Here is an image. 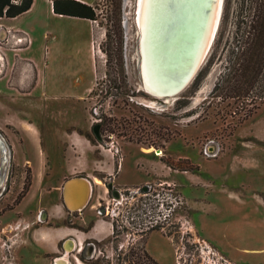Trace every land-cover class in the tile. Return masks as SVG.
<instances>
[{
	"label": "rangeland",
	"instance_id": "obj_1",
	"mask_svg": "<svg viewBox=\"0 0 264 264\" xmlns=\"http://www.w3.org/2000/svg\"><path fill=\"white\" fill-rule=\"evenodd\" d=\"M115 2L117 6L110 0L92 2L97 15L91 22L93 73L84 33L88 25L56 22L59 31L68 29L65 42L56 46L66 58L62 92H49L52 70H42L45 77L39 87L44 83L46 92L39 89L36 96L29 95L35 74H20L23 62L12 53V43L2 44L0 264H55L59 258L64 264H128L135 260L125 254L128 248L145 250L158 264H264V102L252 108L249 98H233L231 91L216 88L238 0H222L219 23L228 12L222 42L213 41L193 78L170 98L150 96L142 85L137 0ZM224 7L228 11L223 13ZM23 22L30 23L25 17ZM116 25L119 43L113 33ZM51 30L48 22L37 30L38 55H43L44 35ZM105 50H117L119 58L112 55L106 62ZM8 51L13 58L10 68ZM72 54L85 66V82L88 74L93 78L91 93L80 103L67 95L81 75L71 68ZM75 130L90 143L88 155L77 160L68 151L67 139ZM38 152L44 153L45 166ZM94 160L101 161L102 169ZM85 166L100 184L86 175ZM77 176L86 178L92 191L88 206L71 216L62 209L61 189ZM107 180H114L117 188L141 190L139 198L132 194L128 199L127 193L116 198L124 217L126 209L145 204L142 194L155 190L161 198L169 192L174 209L168 221L146 233H121L116 228L120 223L111 229L112 219L94 213V207L103 204ZM106 200L115 206V201ZM94 221L104 225L100 237L111 231L108 239H83ZM63 228L77 231V252L62 250L68 241L57 234Z\"/></svg>",
	"mask_w": 264,
	"mask_h": 264
},
{
	"label": "trees",
	"instance_id": "obj_2",
	"mask_svg": "<svg viewBox=\"0 0 264 264\" xmlns=\"http://www.w3.org/2000/svg\"><path fill=\"white\" fill-rule=\"evenodd\" d=\"M110 1L117 6L115 0ZM32 4L33 0H0V18H15L27 12ZM52 9L58 15L90 21L97 19L96 8L76 0H53ZM226 11L228 8L224 7L223 13ZM227 19L228 12L220 20L214 45L222 42ZM117 28L113 32L118 36L115 43L120 40L119 25ZM106 36L111 40L112 35L109 32ZM104 52L108 56L106 62H109L112 55L119 58L117 50L113 53L107 50ZM223 52L224 66L216 88L223 92L231 91L230 97L233 98H249L252 108H256L257 102H264V0H238L234 31ZM127 255L135 259L128 264H158L140 248L129 250Z\"/></svg>",
	"mask_w": 264,
	"mask_h": 264
},
{
	"label": "crops",
	"instance_id": "obj_3",
	"mask_svg": "<svg viewBox=\"0 0 264 264\" xmlns=\"http://www.w3.org/2000/svg\"><path fill=\"white\" fill-rule=\"evenodd\" d=\"M76 1L89 5V6H92V2H93V0H76ZM52 2L53 0H33V4L31 8L27 12L15 18H0V40L7 36L8 31L15 32V33L17 32L26 33L31 39V45L22 49V52H20L21 54L19 52L17 53V51L12 52V53L15 55V58H17L18 61L23 62L19 70V72H21L20 74H24V75L25 74L29 75L31 73L35 74V77H36L35 84L29 94L33 97L36 96V93L39 89H41L42 92H46L44 83H43V88L39 87L41 85V80L43 79V77H45L44 74L41 75L42 70H48V71L52 70V72L51 71L50 72L53 78V83L49 88L50 91L49 89L47 91L52 92L54 91V89H57L58 91L62 92V90H64L65 89L64 87L66 86V84L60 80L61 73L63 74L65 73L64 69L66 66V58L64 59L63 56L58 54L57 50L59 47L57 48L56 46H57V43L58 45L60 44V41L65 42L63 36L65 35V33H67L66 30L68 31V29L63 28L61 29V31H59L58 29L59 25L56 26L57 24L56 22L58 21L67 20V22L64 23V26L68 25L66 27L74 25L73 22L83 23L82 26L88 25V31L84 30V33H85V38H86L85 41H88V44H89V50H90L89 60L91 62L90 67L93 73L94 53H93L92 39H91L92 32H93V26L91 23L92 21L87 20V19H81V18H76V17L55 14L52 9ZM45 15H46V19L44 18ZM24 17L30 23L25 24L23 22ZM47 22L48 24L52 25V30H51L52 34L50 35L49 33L45 32L44 38L45 36H47L46 38L47 40L45 44H43V55L41 53L42 55L41 56L36 53L37 52L36 44L39 40L37 36V30L41 29L42 25L47 26ZM17 36H20V34H17ZM44 49H47V51L44 52ZM49 49H50V52H49ZM10 53L11 51H8L6 54V61L8 64V68L11 67V61L13 60V58L12 60L10 58ZM17 54L19 56H17ZM78 60H79L78 56L75 54H72L71 68L76 73L80 72L81 75H78V77L75 78L74 83H72V85L69 88L70 93L67 95H69V97H72V99L76 101L77 103H80L84 101L90 94L92 90V85H93V78H92V74L91 75L88 74L87 82H85V76H83L85 75L83 72L85 69V66L82 63H80ZM87 70H89V66ZM8 74L10 75V72ZM42 96L46 97L45 93ZM54 98H61V97H54ZM75 126L77 127L78 125H75ZM58 138H59V135H58ZM67 139L70 144L68 151L71 152L70 155L71 157H73V160L79 159L82 154L88 155V152L86 150V145H90V143L86 139V137L82 136L75 130V131H72L69 135H67ZM40 153L38 152V156L40 155L39 163H42V165L45 166L47 164V159L45 158L44 153L42 152ZM94 161L96 163L100 162L99 168L102 169L101 161H97V160H94ZM70 166H71V163H70ZM88 167L89 166H85L86 172H87L86 175L95 182V179H97V176H95L94 173H89L90 171H87ZM69 171L70 170H68V172ZM64 181L65 180H63V182ZM62 196L63 194H62V189H61V196H60L61 201H62ZM61 205L63 207V204ZM103 228H104L103 224H99V221L96 222V226H94L93 229L89 230L88 232L82 233L83 239L96 238V237L98 240L103 239V237L105 236L104 233L101 236L102 238L100 237L101 229ZM76 232L77 231L74 229L63 228L60 232H58L57 235L59 238L61 237L67 238L70 235H76L75 234Z\"/></svg>",
	"mask_w": 264,
	"mask_h": 264
},
{
	"label": "bare ground",
	"instance_id": "obj_4",
	"mask_svg": "<svg viewBox=\"0 0 264 264\" xmlns=\"http://www.w3.org/2000/svg\"><path fill=\"white\" fill-rule=\"evenodd\" d=\"M189 4L191 7H188ZM163 5L162 0H137L136 8V24L139 36L138 46L142 85L148 95L156 98L172 97L164 96L161 92L164 89H160V87L162 85L166 86L170 84L173 79H176L179 76H177L179 73L178 69L174 65H170V63L174 62L170 61L169 52L164 46V43L168 38L165 29L157 25V18L162 17V13L166 10ZM187 5V14L196 15V11L200 8L203 11L202 14L204 13L208 2L207 0H187ZM221 6L222 0H213L212 11L210 12V16L207 20L208 26L206 34H204V42L201 48L202 50L200 49V53L202 52V54L201 57H199V62H202L214 41V37L218 29ZM198 16V21L203 23V16L200 14H198ZM166 56H168V59L165 63H162V59ZM95 183L100 184V181L95 179ZM87 185L88 191L86 189ZM79 186H81L80 188L82 189H80ZM91 191V186L85 180L71 182L66 186L64 191L62 188L65 206L67 205L66 207L73 212L84 210L88 205ZM64 262H66L65 259L59 258L55 261V264H64Z\"/></svg>",
	"mask_w": 264,
	"mask_h": 264
},
{
	"label": "water",
	"instance_id": "obj_5",
	"mask_svg": "<svg viewBox=\"0 0 264 264\" xmlns=\"http://www.w3.org/2000/svg\"><path fill=\"white\" fill-rule=\"evenodd\" d=\"M162 1L166 10L162 13V17L157 18V25L165 29L168 38L164 46L169 52L170 61L174 62L170 63V65H174L178 69L179 73L177 76H179L173 79L170 84L162 85L160 89H164L161 91L164 96L174 97L185 88L201 64L199 62V57L202 54L200 49L204 42V34L207 31V20L212 11L213 0H207L208 5L204 13L202 14L203 11L200 8L196 11V15L187 14V0ZM188 7H191V5L189 4ZM198 14L203 16V23L198 21ZM82 180L87 181L89 185L91 184L83 177L70 178L65 181L63 191L71 182ZM86 189L88 191V185Z\"/></svg>",
	"mask_w": 264,
	"mask_h": 264
},
{
	"label": "flooded vegetation",
	"instance_id": "obj_6",
	"mask_svg": "<svg viewBox=\"0 0 264 264\" xmlns=\"http://www.w3.org/2000/svg\"><path fill=\"white\" fill-rule=\"evenodd\" d=\"M77 177H81V176H77ZM63 185H62V188H63ZM81 186H79V188ZM103 186H104V191H103V195L102 196L105 199L104 198L102 199L103 204L99 203V204H97V207H94V209H95L94 213L96 215H98V217L103 218V220H104V218L107 219V220L112 219V220H110V222H108V224L111 226V229L114 227V225H113L114 223H117V224L120 223V225H116V228L118 227L121 230L120 231L121 233H123V232H128V233L129 232H131V233H134V232L146 233L147 231L149 232V231H154L155 230L154 227L145 226L143 224L142 220H141V214H142V211H143V205L141 206V204L140 205L136 204V205L131 206V208L126 209L127 211H125V217H124V214H123V209L121 210L117 206L118 204L120 205V202L117 203V201H118L117 199L120 198V197H123L122 195H124L125 193H127L126 195H127V197H129L128 199H130L132 197L131 196L132 194L136 195L137 198H139L138 195L141 193V190L139 188H135L134 189L132 187H126V186H123V188H121V187L117 188V186L114 185V180L113 181H111V180L108 181L107 180V182L104 183ZM80 189H82V188H80ZM142 195H144L142 200L144 202L145 201L148 202V204L150 206V209L153 212V214L156 212V209H157V206H158V203H159L160 199H162L165 204L169 203L167 199L170 200V197H168L167 194H164V196H162L160 198V194L156 193L155 190H153L152 192H149V193L147 192V193L142 194ZM106 198L110 199V200L112 199L113 201H115V206H113L111 204L112 206L110 207L109 201L106 200ZM62 202H63L62 203L63 204V210L65 211L66 214L74 216V214H78L79 213V211H76V212L75 211L74 212L70 211L65 206L64 200H63V196H62ZM89 202H90V200H89ZM89 202H88V204H89ZM113 216H115V217L118 216V220L114 221ZM123 217L125 218L124 219L125 221H123L121 219ZM102 223H104V221H102ZM94 226H96L95 221L93 222L91 227L89 229H87L85 232H88L89 230L93 229ZM110 235H111V231H109V229H108L107 233H105V236L103 237L102 240L108 239ZM88 239H93V238H88ZM65 241H68V242L63 244V246H62V250L63 251H66V252L69 251V253H72L74 251L77 252V250H78V242H79L77 236L70 235V236L67 237V240H65ZM99 241H101V240H99ZM83 243H81L80 246H82ZM87 246H88L87 249H90L91 244L87 245ZM82 249H84V248L82 247L81 250ZM81 250H79L78 253H80ZM129 250H133V249L132 248H128L126 250L125 254H128ZM125 254H124V256H125ZM119 256L120 255H118V257Z\"/></svg>",
	"mask_w": 264,
	"mask_h": 264
},
{
	"label": "built area",
	"instance_id": "obj_7",
	"mask_svg": "<svg viewBox=\"0 0 264 264\" xmlns=\"http://www.w3.org/2000/svg\"><path fill=\"white\" fill-rule=\"evenodd\" d=\"M17 34H20V36H17ZM5 40L7 42L10 41L12 43L11 50H13L14 52L18 50H22L31 44V39L26 33H22V32L15 33L8 31L7 36L0 40V68H2L5 65L4 62L5 55L4 56L2 55V50H3L2 44L5 45L4 42ZM168 193L169 192H167V196L170 197V200L169 199L167 200L169 201V203L165 204L164 201L160 199L156 212L154 214L151 211L149 204L146 203L145 201V204L143 205V211L141 214V220L145 226H150V227H154V229H157L159 226H162V224L168 221V218L170 217L174 209L171 206V202H172L171 194Z\"/></svg>",
	"mask_w": 264,
	"mask_h": 264
}]
</instances>
